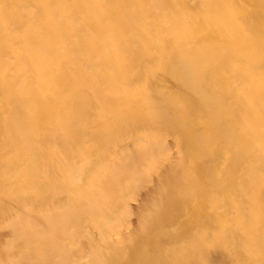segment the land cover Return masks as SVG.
<instances>
[{"label": "rangeland", "instance_id": "1", "mask_svg": "<svg viewBox=\"0 0 264 264\" xmlns=\"http://www.w3.org/2000/svg\"><path fill=\"white\" fill-rule=\"evenodd\" d=\"M0 264H264V0H0Z\"/></svg>", "mask_w": 264, "mask_h": 264}, {"label": "bare ground", "instance_id": "2", "mask_svg": "<svg viewBox=\"0 0 264 264\" xmlns=\"http://www.w3.org/2000/svg\"><path fill=\"white\" fill-rule=\"evenodd\" d=\"M82 165V164H81ZM80 175V174H79ZM109 200V199H108ZM86 205H88V204H86ZM85 210V209H84ZM83 210V211H84ZM87 212V211H86ZM101 212V211H100ZM87 214V213H86ZM103 215H105V214H103ZM93 218V217H92ZM23 220V219H22ZM37 222V221H36ZM62 223V222H61ZM41 227H43V226H41ZM68 227V226H67ZM45 228V227H44ZM44 228H42V229H44ZM59 231V230H58ZM64 232V231H63ZM45 234V233H44ZM102 234V233H101ZM5 235V234H4ZM14 235V234H13ZM15 235H18L17 233L15 234ZM4 237V236H3ZM18 237V236H17ZM11 238V237H10ZM12 239H14V238H12ZM16 240V239H15ZM21 240V239H20ZM42 240V239H41ZM14 241V240H13ZM6 242V241H5ZM8 242V241H7ZM17 242H18V240H17ZM6 244V243H5ZM52 244V243H51ZM26 245V244H25ZM56 245V244H55ZM8 246H9V244H8ZM50 246V245H49Z\"/></svg>", "mask_w": 264, "mask_h": 264}]
</instances>
